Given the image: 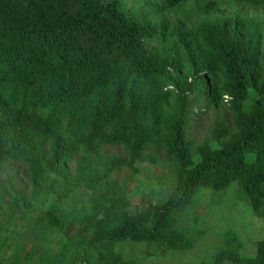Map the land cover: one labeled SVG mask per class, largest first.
Listing matches in <instances>:
<instances>
[{
    "label": "trees",
    "instance_id": "obj_1",
    "mask_svg": "<svg viewBox=\"0 0 264 264\" xmlns=\"http://www.w3.org/2000/svg\"><path fill=\"white\" fill-rule=\"evenodd\" d=\"M131 2L0 0V264L189 252L207 232L195 196L234 182L264 218V0ZM160 160L173 191L133 200L139 163ZM243 248L229 233L196 264H264V239Z\"/></svg>",
    "mask_w": 264,
    "mask_h": 264
},
{
    "label": "rangeland",
    "instance_id": "obj_2",
    "mask_svg": "<svg viewBox=\"0 0 264 264\" xmlns=\"http://www.w3.org/2000/svg\"><path fill=\"white\" fill-rule=\"evenodd\" d=\"M127 3L128 6L132 4L131 0H127ZM219 112H206L197 123H191V125L196 124L192 134L197 140H203L208 135ZM120 150L122 151V148ZM161 159H164L162 154ZM163 161L160 160L155 165L147 162L139 163L142 166V175L138 183L136 182L137 185L132 194L133 200L145 199L143 204L146 205V203H162L168 198L174 187L171 177L173 166ZM1 181L6 184V176H3ZM236 188L237 183L234 182L225 191L218 192L204 188L195 196L192 207L206 217L202 225L207 232L191 251L186 253L171 251L169 254L161 253L146 258L143 251L148 243L142 242L127 254L140 256L143 259L142 264H185L186 262L196 264L202 260L211 262L214 254L223 245L224 237L229 233H235L244 242L243 253L246 256H255L258 242L264 239V218L254 215L251 207L238 195ZM129 242L131 241L126 243ZM122 245H118L117 250H121ZM54 248L59 250L58 246ZM3 255L4 253L0 252V258ZM224 264L234 263L225 261Z\"/></svg>",
    "mask_w": 264,
    "mask_h": 264
}]
</instances>
